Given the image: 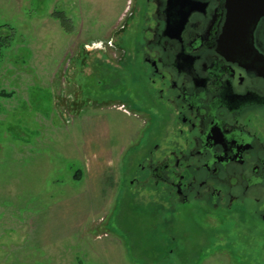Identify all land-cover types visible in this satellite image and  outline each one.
I'll use <instances>...</instances> for the list:
<instances>
[{"label": "rangeland", "instance_id": "1", "mask_svg": "<svg viewBox=\"0 0 264 264\" xmlns=\"http://www.w3.org/2000/svg\"><path fill=\"white\" fill-rule=\"evenodd\" d=\"M146 3L0 0V264H264L263 219L131 182L161 125Z\"/></svg>", "mask_w": 264, "mask_h": 264}, {"label": "flooded vegetation", "instance_id": "2", "mask_svg": "<svg viewBox=\"0 0 264 264\" xmlns=\"http://www.w3.org/2000/svg\"><path fill=\"white\" fill-rule=\"evenodd\" d=\"M231 2L147 0L139 94L161 125L131 182L177 207L264 220V16L228 31L244 53L223 51Z\"/></svg>", "mask_w": 264, "mask_h": 264}, {"label": "water", "instance_id": "3", "mask_svg": "<svg viewBox=\"0 0 264 264\" xmlns=\"http://www.w3.org/2000/svg\"><path fill=\"white\" fill-rule=\"evenodd\" d=\"M262 16H264V0H232L227 20L226 34L222 37L220 42L221 50L231 52L238 56L244 53L242 52V49L248 48L247 44L241 45L236 42L228 44L225 42V38L228 36V31H236V33L245 31L247 34ZM233 36L237 39L242 37L239 34H234Z\"/></svg>", "mask_w": 264, "mask_h": 264}, {"label": "trees", "instance_id": "4", "mask_svg": "<svg viewBox=\"0 0 264 264\" xmlns=\"http://www.w3.org/2000/svg\"><path fill=\"white\" fill-rule=\"evenodd\" d=\"M2 26H0L1 28ZM9 40H10V36L6 35V36H1L0 35V61H1V58L4 56V50L6 49V47L8 46L9 44ZM1 95H7V96H10L8 93H5V92H1L0 93Z\"/></svg>", "mask_w": 264, "mask_h": 264}]
</instances>
